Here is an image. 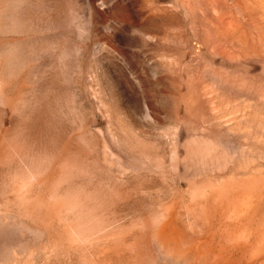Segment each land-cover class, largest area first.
Listing matches in <instances>:
<instances>
[{"label": "rangeland", "instance_id": "1", "mask_svg": "<svg viewBox=\"0 0 264 264\" xmlns=\"http://www.w3.org/2000/svg\"><path fill=\"white\" fill-rule=\"evenodd\" d=\"M0 264H264V0H0Z\"/></svg>", "mask_w": 264, "mask_h": 264}]
</instances>
